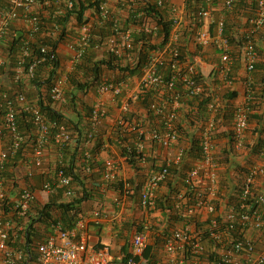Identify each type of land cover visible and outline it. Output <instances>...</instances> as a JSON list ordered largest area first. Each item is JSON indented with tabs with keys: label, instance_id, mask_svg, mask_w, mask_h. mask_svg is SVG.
Returning a JSON list of instances; mask_svg holds the SVG:
<instances>
[{
	"label": "built area",
	"instance_id": "obj_1",
	"mask_svg": "<svg viewBox=\"0 0 264 264\" xmlns=\"http://www.w3.org/2000/svg\"><path fill=\"white\" fill-rule=\"evenodd\" d=\"M153 1L160 12H168L172 27L169 41L161 48L150 51L149 59L144 63L142 76L139 78V88L122 101L120 113L128 112L131 102H138L140 96L149 91H153V97L147 102L146 114H142L141 120L134 118L128 121L118 117L116 122L121 135H129L124 143L128 152L136 151L142 165L151 163L149 160L153 159L154 166L160 167L149 172L140 202L143 210L150 211L155 207L156 191L170 175V166H178V174L182 176L179 178L185 183L177 195L176 203V210L179 216L183 217L180 220L185 224L182 227H173L166 235L163 251L167 257L156 260V264H264V246L260 248L257 241L248 235L250 230H257L264 236V194L254 189L256 177L261 170L254 168L249 172L244 186L236 193L234 204L228 202V197L224 198V201L218 197L219 165L215 158L214 145L217 125L213 116L219 108L218 97L208 106L212 117L202 123L199 129L198 139L202 155L194 160L190 170H182L184 165L188 164L190 152L189 149L179 147L183 140L179 125V114L183 107L181 105L187 104L190 108L188 102L204 94V84L197 80L199 71L196 66L188 64L184 59L181 40L187 37L183 29L187 24L185 11L174 5L173 0ZM237 1L224 0V10L232 12ZM254 1L258 3V7L256 17L250 21L255 24L257 31L264 26V0ZM148 2L150 3V0H118L119 9L113 8L110 2L103 0L97 12V23L94 25L91 19L85 16L87 21L77 26L75 41L68 45L75 51L74 59H80L93 47L104 49L114 58L117 66H124L127 61L133 60V57L136 61L133 41L135 31L144 33L152 44L155 45L158 41L160 44V26L154 16L141 11L127 22L130 18L128 11H135L138 3ZM215 2L216 0H202V5L193 13L195 21H192L193 25L189 31L193 32L190 36L195 47H215L220 51L216 71L226 80L231 74L235 59L231 53L230 40L225 35V20H217L215 30L211 27L214 23L211 19ZM56 3L62 6L56 12L59 16H63L66 10L74 6V0H56ZM37 5L40 6L37 0H9L8 7L0 15V36H3L13 20L19 18L29 26L31 33L39 32L40 13L36 10ZM102 28H109V34L93 45L96 30ZM48 50L46 46H42L40 59L31 64L27 71L23 68V62H20L16 68L14 82H18L24 75L33 79L36 65L46 60ZM241 54L247 72H252L260 56L255 42L250 37L245 42ZM3 63L0 57V65ZM135 63L137 66V61ZM65 83V78L57 77L49 88L51 102L57 108L68 103L64 94ZM250 83L251 79L245 81L248 87ZM126 84V79L115 83L103 81L96 89L98 99L93 107L90 128L81 142L84 160L88 164L87 172L92 169L90 163L95 158L94 142L107 114L106 106L115 103ZM20 106L33 115L35 133L31 140L23 136L18 125ZM0 112V264H117L109 245L92 244L90 241V224L100 223L104 212L101 207L92 211L91 219H78L71 228H65L59 222L54 225L53 233L45 234L43 240L27 242L26 231L30 213H33L37 204V188L33 186L36 176L43 179L40 188L47 197L52 196L58 189L65 190L66 201L81 193L74 187L72 177L64 168H59L54 176L48 177L51 170L45 165L48 140L55 136L54 141L61 144L71 141L72 136L65 124L49 120L39 107L27 101L24 91L13 92L12 87L0 90ZM249 113L251 109L247 103L236 111L233 126L236 152L244 150ZM150 119L160 121L161 125L154 126ZM19 152L21 155L13 172L16 181L21 182V185L14 191L12 188L16 183L13 180H5L2 174L7 164L18 156ZM260 155L264 157V144ZM164 164L166 167L163 168ZM115 177L114 161L108 160L104 179L110 182ZM29 183L33 187H30ZM117 201L122 203L119 199ZM8 203L12 204L9 210ZM172 213L171 215L174 214ZM198 223H202L200 229L197 227ZM150 244V228L145 226L142 232H137L131 237L130 257L126 264H142ZM208 252L213 256L212 260Z\"/></svg>",
	"mask_w": 264,
	"mask_h": 264
},
{
	"label": "trees",
	"instance_id": "obj_2",
	"mask_svg": "<svg viewBox=\"0 0 264 264\" xmlns=\"http://www.w3.org/2000/svg\"><path fill=\"white\" fill-rule=\"evenodd\" d=\"M38 3H40L41 9L43 8L48 12L47 16H43L42 14H39L40 16V31L37 33H31L30 29L20 30V26L16 23V20H22V18L13 20L9 25L8 28L5 30L3 36L0 37V57L3 59V64L0 65V90L3 91L4 89L8 90L9 87H12L13 92H19L24 91L26 93V85L29 82L33 86H35V91L38 92V95H36V99H30L28 96H33V94H28L27 101L30 102L32 105L39 107L42 113H44L49 120L52 122H57L59 124H65V126L68 127L72 139L71 141L67 143H61L57 144L53 139L48 140L47 149L50 148V152L52 155H54L52 166H49L50 173L48 174V177L54 176L58 171L59 168H64L65 172L70 175L73 179V183H76L79 186L80 190V196H76L75 198H72L70 201H66L64 199L65 190L64 189H58L55 193L52 194L48 198V200L44 203H38L34 206L33 213H30V221L28 223V230L26 231V237L27 242L33 243L37 240H43V238L46 236L45 234H51L54 231V225L57 223H62L65 228H71L75 222L78 219H81L84 217V202L88 201L92 198L90 193L92 190L88 187V180H103L99 181L100 183V190L102 189L105 193H108L109 191H118L120 193L119 200H123V197H126L127 200H139L141 202L142 193L144 191V188L147 183L148 176L146 175V179L143 182H136V178H132L130 180H120L118 177L110 182H106L104 179V173H105V167L106 162H104V167H101L100 170L95 173L93 171L94 161H91V167L92 169L87 172L86 171V164L84 160V152H83V146H82V140L84 139V135L90 128V121L92 118V112L93 107L86 104L84 100H82V94H86L88 92H95L96 89L100 83L103 81L115 83L118 82V80L125 79L126 77L130 76H136L139 77L142 76V69L144 63L149 59L150 51L155 48H161L169 41V36L171 32V24L169 22V19H166L165 17L168 15V12H160L159 9H157L156 5L148 2L146 4L138 3L137 9L135 11L131 12V17L128 19L127 22H130L138 13L141 11H144L148 15H152L156 18L158 21V24L160 26V37L162 38L161 43L159 41L157 44H152L149 39L144 35V33H140L139 31H135L133 33V41H134V51H135V57L137 61V66L135 65L136 61L134 60V57L132 58V62L127 61V65L125 66H117L115 65L114 58L109 55L108 59H100L98 61L91 60L92 54L89 53L90 49L93 47H90L85 54L78 60H75L74 69L71 72L65 73V71L61 70L62 63L59 58L58 49L60 45H69L73 41H75L77 29L76 27L80 24L84 23V21H87L85 18L86 12L88 10H94L96 12H99L100 6L103 3V0H74V6L72 9L66 10L65 14L63 16H59L56 12L61 5H58L56 3V0H37ZM144 1V0H142ZM200 1V0H197ZM237 4V3H236ZM9 5V0H0V15L6 10V8ZM249 5V4H248ZM250 8L248 10V13L246 16L248 17L247 21L248 24L251 26L250 29L246 34H244V37L240 39L239 41H236L235 38H229L230 43H237L238 47L240 48L242 52V48L245 45V42L248 40V37H250L255 42V48L261 57V55H264V51L261 50V48L257 45L256 37L264 31V26L260 28L259 30L255 31V24H252L250 20L254 19L256 17V11L258 7V3L254 0H250ZM236 7V5H235ZM234 7V9H235ZM233 9V10H234ZM198 8H196L194 11H197ZM232 10V11H233ZM23 12V11H21ZM135 13V14H134ZM73 21H76L75 23ZM191 23H188L184 26L185 34L187 37H191L192 31H189L191 27ZM57 28V29H56ZM110 32L109 28L105 29H97L96 30V38L94 39L93 45L96 43H99L102 41V39L107 36ZM250 35V36H248ZM73 36L75 38H73ZM232 39V40H231ZM42 46H46L48 50L47 58L44 62L38 63L36 65V69L34 72V78L30 79L26 75H24L18 82H14V77L16 75V68L18 65H20V62H23V68L25 71L28 70L29 66L35 61L39 60L42 53L41 48ZM91 55V56H90ZM242 56V54H241ZM77 61V62H76ZM243 63L244 61L242 58H238L234 66L232 68L230 76L226 79V81H232V77L234 76V70L239 69L240 63ZM241 63V64H242ZM245 65V64H244ZM243 65V66H244ZM119 70V72H122L123 77L116 80L115 78H110V80L104 79V71L108 70ZM257 69L256 64L255 68L252 72L255 73V70ZM258 69L264 71V63L260 64L258 66ZM247 72V69H245ZM258 70H256V73ZM255 73V74H256ZM260 73V72H259ZM126 74L128 76H126ZM258 74V73H257ZM62 75H66L67 83H65V97L68 100V103L66 106L57 108L50 99L49 96V88L52 85L53 81L57 77H63ZM214 76L215 79L219 78L220 75L217 71H213L211 73V77ZM256 79V77H254ZM197 80L202 82L204 84V94L201 97L194 98L190 100V108L191 112L194 115V118H200V120H203L206 122L208 119L212 117V114L210 113V110L208 109L209 104L215 100V98L218 97L216 94L217 92L210 91L209 87L205 85V76L202 75V73L198 72ZM257 80V79H256ZM254 80V84L250 83L249 92L251 97L253 96L252 93H257L256 85L257 81ZM260 82L262 81L264 83V72H262V76L260 77ZM72 89L75 91L73 92ZM80 93V96H79ZM123 94V92H122ZM122 94L118 96L115 99V103L120 108L122 104ZM35 95V93H34ZM237 92L231 91L229 88H223V92L220 94V104L217 111L213 114L214 119L216 121L217 127L223 123L222 121H219L221 119V115H225V119H229L227 123H232L234 126V121L236 118V111L238 110V107L242 105L237 104H229L227 100L235 99L237 97ZM153 97V91H149L142 96H140L139 103L147 105V102H149ZM250 97V103H248V106L251 109V113H249V120L251 118V114L253 113V109L256 108L257 103L255 104L253 100H251ZM131 104H134V102H131ZM130 104L128 112L120 113L119 118H123L124 120L132 121L134 118L140 119L139 116L135 115V112L132 110V107ZM107 114H108V106H107ZM67 113H75V114H84L83 118L81 117L79 121H74L72 119H69L66 117L65 114ZM1 114V112H0ZM226 114H230V116L227 118ZM32 114L30 111H26L23 109V107H19V112L17 116V121L19 128L23 134V136H26L31 140L33 138L35 133V126L33 124L32 120ZM135 116V117H134ZM141 120V119H140ZM203 122V123H204ZM194 126L196 124L192 122ZM225 124V122H224ZM232 125V124H231ZM201 127V125H200ZM216 127V128H217ZM101 129V127H100ZM114 133L110 134V138L108 140L109 135L108 130L106 128H102V130L97 135L95 142H94V151L96 153L95 148H101L102 145H105L106 141L108 140L110 144H114L119 150L120 155L122 157H125L126 163L130 165L131 168L135 171H141L142 165L141 161L137 158L136 151L133 153H129L127 147L124 145L125 141L128 140L129 135L122 136L120 132V127L116 126ZM106 134V135H104ZM108 135V136H107ZM126 137V138H125ZM230 143L231 146L229 148L228 154H236L238 152H235L234 144H235V136L234 132L231 133L230 136ZM264 144V143H263ZM215 145V144H214ZM263 146V145H262ZM246 147V146H245ZM134 148V146H133ZM135 149V148H134ZM262 149V148H261ZM260 149V151H261ZM190 154L194 157V159L200 158L202 155L199 139L197 136L194 137V144L193 147L189 149ZM257 153V152H256ZM21 153L19 152L18 156L13 158L6 166L5 172L2 174L3 178L5 180H13L14 183H16L12 189L15 191L17 187H19L21 182L16 181L15 174L13 172V169L15 168L17 164L18 158H20ZM215 158L217 160V163L219 165L220 169V161L222 163V160L218 158V156L215 153ZM83 160V161H82ZM149 162H153L150 168L154 169H160L159 166H154L155 161L153 159H150ZM46 164V163H45ZM187 164L184 165L186 167ZM57 167V168H56ZM166 167V164L163 165V168ZM178 166L172 165L169 167L170 175L160 184V187L158 190L161 189L162 186L166 185L167 188H169L168 194H164L161 198L159 193L156 191V199H155V207L153 209H150V212H154L157 210H160L163 214H170L171 218L180 220L183 217L179 216L177 210H176V203L178 201L177 195L179 192L183 189L185 183L179 178V168ZM183 167V168H184ZM104 168V169H103ZM218 169V174H219ZM236 171L242 172L240 173L242 176L240 180H238V184L234 183L233 188L230 190L226 189V192L223 190L225 189L224 185H229L228 182H222L220 175H219V193L218 197L221 198L222 201H224V198H229L228 202L230 204H234L236 201V193L241 190V188L244 186L245 180L251 169L247 168H235ZM117 173V172H116ZM97 174V178H94V175ZM182 177V176H181ZM43 179L39 176H36L34 179L33 186L40 187L42 184ZM227 181V180H226ZM26 184V181H24ZM28 183V182H27ZM92 183H95L92 181ZM30 184V183H29ZM232 184V182H231ZM8 186L10 183L7 184ZM181 185V186H180ZM30 184V187H33ZM223 191V192H222ZM94 193V192H92ZM141 196V197H140ZM166 198V199H165ZM219 203V202H217ZM12 206L11 203H8L7 210ZM141 206V205H140ZM98 207H100L98 205ZM220 208L219 206H217ZM171 210V211H170ZM176 213V214H175ZM168 214V215H169ZM206 225V223H203ZM146 225H138V228L135 233L142 232L144 230V227ZM202 226V223H198L197 227L200 229ZM150 228V227H149ZM155 228V227H154ZM151 229V228H150ZM157 231V230H156ZM169 233L168 230H163L162 232H154V243L153 245L150 244L144 254V259H146L148 264H156L157 261L155 259V256L157 252L162 251V248L157 249L158 246L161 244H164V239L166 235ZM161 243V244H160ZM123 256L121 257L122 260L117 261V264H126L129 257L130 252L128 250L127 246L122 247ZM209 254L210 260L213 259V256Z\"/></svg>",
	"mask_w": 264,
	"mask_h": 264
},
{
	"label": "crops",
	"instance_id": "obj_3",
	"mask_svg": "<svg viewBox=\"0 0 264 264\" xmlns=\"http://www.w3.org/2000/svg\"><path fill=\"white\" fill-rule=\"evenodd\" d=\"M111 4L117 3L118 0H107ZM224 0H216L215 5L213 7L212 11V19L211 22H214L211 27L213 30H215V24L217 20L224 19L225 20V35L228 37L230 36L232 39L235 38L236 41H239L244 37V34L248 32L250 29V25L248 24V17L246 14L248 13V10L250 8V0H238L235 9L232 12H227L224 10ZM173 4L177 5L181 10H184L186 13V22L185 23H191L192 21H195L193 19V13L194 10L202 5V0H173ZM249 4V5H248ZM120 9V8H119ZM118 9V10H119ZM36 10L38 13L42 14L43 16H47L48 12L41 9L39 5H37ZM127 10V9H126ZM131 12V11H130ZM128 17H131L129 11H128ZM189 15V17H188ZM88 18L91 19V21L94 23V25L97 23V12L94 10H88L86 12V15ZM166 19H169V15L165 17ZM17 24L20 26V30L29 29V26L23 21V20H16ZM193 25V24H192ZM99 27V26H97ZM78 30V28L76 27ZM229 37V38H230ZM73 38H75L73 36ZM231 39V40H232ZM257 45L261 48V50L264 51V31L260 33L257 37ZM181 47L183 49V55L184 59L188 64H194L198 71L202 73V75L205 76V85L209 87V90L214 92L216 91L218 98L220 100V94L223 92V88H229L231 91L237 92V97L235 99L227 100L229 104H237V105H243L250 103V93L252 92L247 88V85L245 84V81L248 79H251V84L254 80L257 81V87L258 90L257 93H252L251 100L258 105H256V108L253 109V113L251 114V118L249 120V126L245 134L244 144L246 146V149L244 153L240 154V152L236 154H228L229 148L231 146L230 143V136L231 133H233V122L232 125H229L227 122L229 119H225V115H221V119L219 121H222L220 126L217 127L215 135H214V144H215V151L216 155L220 160H222V163L220 161V169H219V175L222 180V182H228L229 185H224L225 189L223 190L226 192V189L230 190L233 188V184L237 183L238 180L241 178L242 172L236 171L235 168L245 167L247 169H254L259 168L261 171L256 177V181L254 184V189L258 192H262L264 194V157L260 155V149L262 148V145L264 143V83L260 82V77L262 76V71L258 69V66L262 63H264V55L259 58L258 62L256 63V67L258 70V74L254 72H246V67L244 65V62L242 65L243 67H239V69L234 70V76L232 77V81L228 82L226 81L222 76L215 79L214 76L211 77V73L213 71H216V67L220 61V51L217 50L215 47H209L207 49H201L194 46V43L191 42V37H184L181 40ZM238 44L233 43L231 44V53L232 56L235 59V56L238 53ZM59 58L62 63L61 70L63 71V65L65 66L66 70L65 73L71 72L74 69L75 61L73 60L75 58V51L71 49L68 45H60L58 49ZM90 54H92L91 60L98 61L100 59H108L109 54L104 50H96L95 48L90 49ZM1 55V52H0ZM91 56V55H90ZM240 56V55H239ZM240 58V57H239ZM242 58V57H241ZM237 59H235L236 61ZM132 60H130L131 62ZM77 62V61H76ZM125 66L127 64H124ZM260 72V73H259ZM108 75V76H107ZM104 79L110 80V78H115L116 80L123 77L122 72H119V70H108L104 71ZM107 76V77H106ZM126 76H128L126 74ZM256 77V79L254 78ZM139 76H128L125 79L127 80V84L124 87L123 94H122V101L125 100L127 97L130 96L133 92L137 91L139 88ZM35 86L31 84V82L28 81L26 85V93L28 94H34L35 93ZM74 92L75 90L72 89ZM80 96V93H79ZM82 100L86 102V104L90 105L91 107H94L97 103V96L95 92H88L86 94H82ZM190 104V101L188 102ZM132 106V105H131ZM183 106L180 110L179 114V125L182 130L183 134V140L181 141L179 147L190 149L193 147L194 144V137L195 135H199V131L196 130V126H191V123L193 121L198 122L193 117V114H187L189 111H191V108H188L189 106L186 104H182ZM107 108V106H106ZM120 108L117 106V104L108 105V114L104 117L102 123L105 126V128L108 130V140L110 138V134L114 133L117 126V118L120 116ZM133 110V107H132ZM136 111V110H133ZM143 111V110H142ZM145 110L143 111L144 114ZM67 118L72 119L74 121H79V119L84 114H75V113H67L65 114ZM227 118L230 116V114H226ZM135 117V116H134ZM227 121V122H226ZM152 124L154 126H160L161 122L158 120H151ZM225 122V124H224ZM107 135V136H108ZM199 138V137H198ZM106 141L105 145H102L101 148H95L96 153L93 148V154H95V158L93 159L94 164L93 171L97 173L101 167H104V162L110 160L114 161L115 168H116V176L120 180H126V175L128 172L125 170V163L126 160L124 157L120 155V150L114 145L110 144L109 141ZM95 146V145H94ZM234 147V146H233ZM114 152L113 155H111ZM236 152V151H235ZM257 152V153H256ZM117 155V157H116ZM192 156V155H191ZM54 159V155L50 152V148L46 150L45 154V163L49 166H52V163ZM195 160V159H194ZM83 161V160H82ZM149 165L145 164L144 166ZM151 167V166H150ZM149 167V168H150ZM104 169V168H103ZM152 170L150 168L147 170V176L149 175V172ZM137 173V172H136ZM136 173H133L132 175H136ZM97 174L94 175V178H97ZM116 177V178H117ZM103 180V178H101ZM140 179V178H138ZM101 180V181H102ZM227 180V181H226ZM95 182V183H92ZM100 180H88L87 184L88 187L92 190L94 193H90L92 198L88 201H85L84 204V218H90L92 216V211L98 207V205L103 208L104 212L101 217V221L99 224H95L91 222L90 224V231H91V238L90 241L92 244H107L112 248V254L114 256L115 261L117 262L121 257L123 256L122 247L127 246L128 250L130 251V241L131 237L135 234L138 225H146L152 228L153 223L157 227L153 228L152 234L154 235L155 230H159L160 232L164 229V224H161V219L164 220V215L160 210L150 212L143 210L140 206V199L137 201L135 200H127L126 197H123L122 203L118 202L117 200L120 197V193L118 191H109L108 193H105L102 189L100 190ZM232 182V184H231ZM138 183V182H137ZM74 186L79 189V186L74 183ZM36 195H37V204L38 203H44L47 201L49 197L46 196V194L41 190L40 187H36ZM222 191V192H223ZM161 197L164 194H168L169 188H164V186L161 187L160 190L157 191ZM165 196V195H164ZM141 197V196H140ZM166 199V198H165ZM89 219V220H90ZM157 220V221H156ZM170 220V218H168ZM180 224H176V227H182L184 223L182 221H179ZM160 227L161 229H158ZM163 227V228H162ZM252 239L257 241L260 248H263L264 246V236L262 233L258 232L257 230H250L248 234ZM127 236L129 238H127ZM154 238L152 236L151 244L153 245ZM166 253L162 250L161 253H157L155 256L156 260L165 259ZM149 262L146 261V259L142 260V264H148Z\"/></svg>",
	"mask_w": 264,
	"mask_h": 264
},
{
	"label": "rangeland",
	"instance_id": "obj_4",
	"mask_svg": "<svg viewBox=\"0 0 264 264\" xmlns=\"http://www.w3.org/2000/svg\"><path fill=\"white\" fill-rule=\"evenodd\" d=\"M138 1V0H137ZM151 1V3H153L154 1L153 0H150ZM112 7L113 8H119V5L117 4V3H113L112 4ZM115 12H116V10H114ZM162 12H165V10H163ZM117 13V12H116ZM241 48V47H240ZM240 48L238 49V53H237V55L235 56V59H238L239 57L241 58V50H240ZM240 55V56H239ZM73 64H75L74 62H73ZM240 67H243V65L240 63ZM63 69H64V71L66 70V68H65V66L63 65ZM63 72V71H62ZM64 78H66V75H62ZM108 76V75H107ZM106 76V77H107ZM36 95H38V92H36L35 91V95L33 94V96H28L30 99H36ZM132 106H133V110H136V111H134L135 112V115L136 116H139L140 118H142L143 117V111L146 109V106L144 105V104H140L139 103V101L138 102H135L134 104H131ZM143 110V111H142ZM191 111H189V113H187V114H193V113H190ZM120 113V112H119ZM144 114H146V112H144ZM193 117H194V115H193ZM150 120H152V119H150ZM195 120H197L198 122H195V121H193L195 124H196V130L197 131H199V129H200V125L204 122L203 120H200V118H195ZM229 125H231L230 123H228ZM191 126L193 127L194 125L191 123ZM102 128L104 129L105 128V126L103 125V123H102V125H101V129H100V131L102 130ZM104 135H106V134H104ZM195 136H197L198 137V135H195ZM245 149H246V147H244V150L243 151H241L240 152V154H242V153H244V151H245ZM114 154V152L111 154V155H113ZM116 157H117V155H116ZM193 164H194V157L193 156H191L189 159H188V164H187V166L186 167H184L182 170L183 171H188V170H190L191 168H192V166H193ZM46 166H49L48 164H47V162H46V164H45ZM150 165H146V166H142V168H141V171H135V170H133V168H131L130 167V165L129 164H127V163H125V170L128 172V174L126 175V180H130V179H132V178H136V182H143V181H145V179H146V175H147V170H149L150 168ZM137 172V173H136ZM133 173H136V175L134 174V175H132ZM138 178H140V179H138ZM181 179V178H180ZM181 186V185H180ZM164 188L166 189L167 187H166V185H164ZM159 195V194H158ZM160 198H161V195H160ZM120 201H122L121 199H120ZM167 213V212H166ZM166 213H164L163 215H164V220L163 219H161L162 221L160 222L161 224H164V229L163 230H168V231H170L171 229H173V227H176L177 225V223L178 224H180L179 223V221L180 220H177V219H173V218H171V215L169 214H166ZM168 218H170V220H168ZM157 221V220H156ZM182 221V220H181ZM182 223H184L183 221H182ZM154 227H157L156 225H154V223H153V226H152V228L150 229V234H151V240H152V236H154L153 234H152V230H153V228ZM193 227H194V225H193ZM163 228V227H162ZM158 229H161L160 227H158ZM157 230V229H156ZM155 230V232H160L159 230H157L156 231ZM162 230V231H163ZM161 231V232H162ZM127 238H129L128 236H127ZM161 244V243H160ZM162 248V250H163V245L161 244L160 246H158L157 247V249H159V248ZM160 248V249H161ZM122 254H123V252H121ZM158 254L159 253H161V251L160 252H157Z\"/></svg>",
	"mask_w": 264,
	"mask_h": 264
},
{
	"label": "clouds",
	"instance_id": "obj_5",
	"mask_svg": "<svg viewBox=\"0 0 264 264\" xmlns=\"http://www.w3.org/2000/svg\"><path fill=\"white\" fill-rule=\"evenodd\" d=\"M1 37V36H0ZM96 49V48H95ZM96 50H101V49H96ZM74 61H75V59H73ZM64 78V77H63ZM66 79V83H67V78H65ZM26 96H28L27 94H26ZM190 157H191V154H190ZM185 224V223H184Z\"/></svg>",
	"mask_w": 264,
	"mask_h": 264
}]
</instances>
